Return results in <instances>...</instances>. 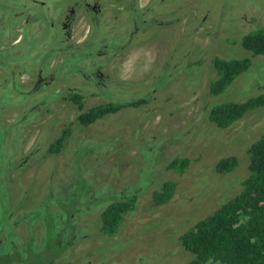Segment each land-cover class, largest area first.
Listing matches in <instances>:
<instances>
[{
	"label": "rangeland",
	"instance_id": "1",
	"mask_svg": "<svg viewBox=\"0 0 264 264\" xmlns=\"http://www.w3.org/2000/svg\"><path fill=\"white\" fill-rule=\"evenodd\" d=\"M141 2L0 0V264H19L20 251L23 264L50 263L57 247L55 264H189L180 236L242 191L264 109L228 129L209 113L264 93V55L242 46L254 25L264 27V0ZM96 4L99 16L86 8ZM73 8L80 25L67 17ZM217 57L251 66L212 96ZM74 92L82 109L68 99ZM139 99L146 103L78 121L93 107ZM229 156L239 166L218 173ZM175 158L188 168L170 169ZM167 181L176 194L158 205L153 193ZM87 184L92 204L80 206ZM127 193L136 209L115 236L103 235L104 210Z\"/></svg>",
	"mask_w": 264,
	"mask_h": 264
},
{
	"label": "trees",
	"instance_id": "2",
	"mask_svg": "<svg viewBox=\"0 0 264 264\" xmlns=\"http://www.w3.org/2000/svg\"><path fill=\"white\" fill-rule=\"evenodd\" d=\"M242 46L253 55H264V27L254 25L251 32L243 37ZM250 66V59L215 58L213 67L217 77L210 84V94L218 96L224 93L236 79L248 71ZM68 99L80 109L83 108L82 95L74 92ZM145 103V99H139L122 104L99 105L82 112L78 116V121L87 126L121 109L140 107ZM260 109H264V93L245 102L214 105L210 110L209 120L220 129H228L241 121L249 112ZM71 131V127L66 128L51 146L50 151L59 152L63 142L71 135ZM247 154L249 173L242 182V191L180 236L183 247L194 256L189 264H264V135L248 148ZM189 163L188 158H175L169 168L183 172L188 168ZM238 166V158L229 156L218 161L216 171L220 174H228ZM87 186L86 189L77 192L81 195V201L78 202L77 199L80 206L83 203L92 204L90 201L92 190L88 184ZM176 187L175 181L163 183L161 188L153 193V200L158 205L169 203L176 194ZM136 193L133 195L127 193L123 195V200L109 203L101 217L100 231L103 235L113 237L118 233L125 215L136 209ZM73 202L75 203L76 200ZM90 209L84 211L88 212ZM74 213L77 211H69L66 220L68 225L72 224ZM11 246L15 250L13 245ZM60 252L57 247L54 259ZM18 254L22 257H19L17 263L23 264V254L21 251ZM54 259L46 264H55Z\"/></svg>",
	"mask_w": 264,
	"mask_h": 264
},
{
	"label": "flooded vegetation",
	"instance_id": "3",
	"mask_svg": "<svg viewBox=\"0 0 264 264\" xmlns=\"http://www.w3.org/2000/svg\"><path fill=\"white\" fill-rule=\"evenodd\" d=\"M18 0H15V2H17ZM46 2H42L41 3V5H44ZM100 5V4H99ZM98 4H96L95 6H93V7H90L89 5H87L88 7H86L88 10H91V11H93L94 12V15H97V16H99L100 14H101V12H102V10H101V7L99 6ZM15 7L16 8H19V7H22V4H20V5H15ZM44 7V6H43ZM17 15V14H16ZM68 17V19H70V20H73L75 23H80V21L82 22V19H80L79 17H78V11L75 9V8H73V9H71L70 10V12H69V15L67 16ZM43 20H41V19H38V23H41ZM72 21V22H73ZM81 24V23H80ZM79 24V25H80ZM70 24H64V28L66 27H70L69 26ZM132 34V33H131ZM68 37H70V36H68ZM111 62V61H110ZM40 72H42V71H40ZM40 72H39V74H40ZM101 76V75H100ZM44 80V78H42V75L40 74L39 76H38V81H39V83H41L42 81ZM44 83V82H43ZM42 85V84H41Z\"/></svg>",
	"mask_w": 264,
	"mask_h": 264
},
{
	"label": "clouds",
	"instance_id": "4",
	"mask_svg": "<svg viewBox=\"0 0 264 264\" xmlns=\"http://www.w3.org/2000/svg\"><path fill=\"white\" fill-rule=\"evenodd\" d=\"M147 0H142L140 7L143 8L146 4ZM127 77L124 74H121V79H126Z\"/></svg>",
	"mask_w": 264,
	"mask_h": 264
},
{
	"label": "bare ground",
	"instance_id": "5",
	"mask_svg": "<svg viewBox=\"0 0 264 264\" xmlns=\"http://www.w3.org/2000/svg\"><path fill=\"white\" fill-rule=\"evenodd\" d=\"M120 83V82H119Z\"/></svg>",
	"mask_w": 264,
	"mask_h": 264
}]
</instances>
